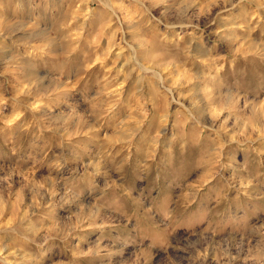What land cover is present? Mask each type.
I'll use <instances>...</instances> for the list:
<instances>
[{"label": "rangeland", "instance_id": "obj_1", "mask_svg": "<svg viewBox=\"0 0 264 264\" xmlns=\"http://www.w3.org/2000/svg\"><path fill=\"white\" fill-rule=\"evenodd\" d=\"M0 264H264V0H0Z\"/></svg>", "mask_w": 264, "mask_h": 264}]
</instances>
